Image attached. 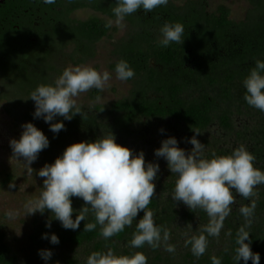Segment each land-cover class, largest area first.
<instances>
[{"label": "clouds", "instance_id": "1", "mask_svg": "<svg viewBox=\"0 0 264 264\" xmlns=\"http://www.w3.org/2000/svg\"><path fill=\"white\" fill-rule=\"evenodd\" d=\"M43 2L50 5L55 0ZM167 4L168 0H117L116 6L112 8L114 23L123 27L125 17L138 10L149 13ZM112 24L113 21L109 20L105 27H111ZM160 33L159 44L163 47L171 42H184V27L179 22L165 23ZM115 73L121 81L135 76L134 70L123 59L116 63ZM110 79L108 71L100 72L90 65L64 68L52 84H40L31 92L28 99L35 102L34 118L42 117L50 124L52 132H60L65 126L63 122L51 123L54 117L61 116L70 121L76 114H81L83 119L77 98L91 89L103 91ZM243 85L247 104L264 112V61L256 60ZM22 128L19 140H10V147L15 157H23L27 162V171L31 174L33 169L29 165L49 146V140L30 122L23 124ZM189 142L193 148L188 154L177 146L175 137L163 140L161 147L155 150V156L163 157L171 173L177 177L172 199L183 202L193 212L201 209L208 216V222L197 229L198 234L189 236L187 232L184 233L187 237L185 247L191 245V252L197 258L205 254L208 237L219 238L224 221L231 213V206L236 203L233 195L235 190L236 194L251 200V203L239 208L245 223L236 233L235 243L238 247L235 248L233 260H243L245 264L251 260L252 264H259L260 255L252 251L247 230L253 222L255 198L259 195L256 188L264 185V171L254 166L256 157L241 144L229 155L213 152L211 158H206L204 144L195 136ZM158 172L159 164L146 162L143 151L134 155L130 148L118 144L112 133L101 136L95 142L73 143L54 163L45 164L38 171V175L44 178L43 188L38 197L25 204L26 214H43L47 209L65 229L75 230L91 213L95 222L85 223L84 231L91 232L99 225L100 235L107 240L122 233L126 227H131L138 213L143 211L144 215L136 224L129 247L139 249L148 245L155 250L163 245L165 251L174 253L175 245L168 243L170 231L156 225L155 214L148 207L156 194L153 181L157 179ZM72 197L82 198L85 202L75 220L72 218L75 211ZM8 215L11 217L13 214ZM46 226L51 227L50 221ZM187 227L192 228L190 224ZM226 235H231V231ZM43 238L47 239L48 235L45 234ZM50 242L58 244L59 238L52 234ZM39 255L47 261L52 252L41 250ZM211 261L212 264H221V259L215 255ZM86 264H148V258L141 251L132 255H117L108 249L106 252H92Z\"/></svg>", "mask_w": 264, "mask_h": 264}, {"label": "flooded vegetation", "instance_id": "2", "mask_svg": "<svg viewBox=\"0 0 264 264\" xmlns=\"http://www.w3.org/2000/svg\"><path fill=\"white\" fill-rule=\"evenodd\" d=\"M116 2L117 0H55L54 4L49 5L43 0H0V90L9 91L12 98L17 99L22 93H27L29 98L35 90V78L53 83L64 68L85 65L95 59L99 43L105 38L114 39L113 36L121 32L120 37L112 42L111 68L115 70L116 63L123 59L130 67H141V70L129 79L132 86L127 95L119 99L133 94L136 80H148L146 73L150 69H156L166 79L189 82L191 88L182 91L181 96L197 97L211 88L206 86L202 89L199 86L197 68L234 67L235 33L243 37L240 51L245 48L243 27L240 24H244L248 12L242 21L237 22L231 17V10L227 5H216L213 0H168L166 6H160L152 12L145 13L140 9L125 17L121 29L114 23L112 8L116 6ZM222 8L227 12H223ZM225 15L231 21L229 25L216 21ZM109 20L113 21L112 26L105 27ZM176 22L184 27L183 44L171 42L167 47L161 46V27L165 23ZM10 77L22 79L23 84L19 86V80L16 79L15 84L8 89L7 81ZM30 78L32 79L29 80ZM211 92L214 94V91ZM147 96L154 98L157 92L151 90ZM0 100L6 101L7 111L10 103L8 97ZM79 105L83 119L90 116L87 108ZM25 108H32L28 101ZM100 108L97 106L90 111L95 110L98 115L103 111ZM156 120L173 121L175 124H168L169 132L183 123L188 134L197 135L196 130L175 117H145L131 125L128 132L136 125L150 124ZM149 124L147 127L150 129ZM213 124L218 123L214 122L210 126ZM167 131L156 129L155 133H151L152 149L161 146L162 141L170 137V134H165ZM146 148L147 145L142 150ZM176 179V175L166 168L157 173L154 181L160 185L156 183L155 186H158L160 192L169 191L174 189ZM181 205V210L187 208L184 203ZM180 224L183 225L181 218L177 219L176 226Z\"/></svg>", "mask_w": 264, "mask_h": 264}, {"label": "trees", "instance_id": "3", "mask_svg": "<svg viewBox=\"0 0 264 264\" xmlns=\"http://www.w3.org/2000/svg\"><path fill=\"white\" fill-rule=\"evenodd\" d=\"M250 1L251 7L248 10V17L244 24H240L243 27L246 44L244 50L234 56V67L197 68L199 86L202 89L206 86L211 88L204 91L201 96L182 97L181 92L191 88L189 82L166 79L156 69H150L146 73L148 80H136L137 85L133 89V94L119 99L110 106V111L114 114V125L119 127L123 133H126L130 130L131 125L145 117H175L185 121L190 128L196 130L199 134L205 132L214 122H217L224 132H235V115L245 113V109L254 108L248 105L244 99L246 89L243 81L255 66L256 60L264 61V0ZM222 10L227 12L225 8H222ZM216 21L218 23L223 22L225 25L231 23L226 15L222 19L217 18ZM131 68L134 70L135 75L141 70V67ZM16 79L19 80V86L23 84L22 79L10 77L7 81L8 83L6 82L8 89L15 84L14 80ZM40 84L52 83L35 78V89ZM151 90L157 92L156 97L149 98L147 96ZM211 91H214V94ZM240 92H242V96L239 95ZM95 93L97 94V92ZM26 95L27 93H22L16 99L12 98L9 91L0 90V98L8 97L10 101L7 111L11 115L20 120L28 118L42 121V117L34 118L35 102L28 99ZM26 101L31 105V109L27 110L25 108ZM100 107L101 110L106 109L105 106ZM259 112L262 113L260 110ZM79 116V114H76L70 121L77 123ZM259 116L262 117L261 123L258 124L261 127V131L251 134L253 145L247 150L256 157L254 165L259 164L258 169L264 171V115ZM60 118L63 117L56 116V119L54 117L51 123L58 122ZM94 120L91 117H87V122L90 121L92 123ZM45 126L41 124L40 129L48 138L49 146L43 151L48 158L49 164H52L58 158L56 156L58 152V149L56 150L57 144H61L60 142H62L66 134L65 129L54 133L50 130V127L46 128ZM93 126L92 131H98L100 123L95 121ZM213 152L217 155L231 154L228 149L214 147L206 151L207 155L205 156L211 158ZM173 191L174 189H170L169 191L164 190L155 194L148 206L155 214L156 225L167 228L170 231L171 237L168 241L170 244L175 243L176 239L180 238V228L187 227L189 224L192 225L198 220L202 224L208 222L207 214L201 209H197L195 212L188 207L181 210L180 206H182L183 202H177L172 199L171 194ZM256 191L259 195L258 198H255L256 208L253 222L247 230L250 233V247L254 253H259V264H264V185L257 186ZM71 200L72 207L75 210L72 218L75 220L79 210L85 206V202L82 198L77 197H72ZM250 203L251 200H246L240 196L239 201L231 206V213L224 221V227L219 238L208 237L207 250L199 258L192 254L191 245L186 247L184 251L178 252V254L165 251L163 245L155 250L148 245L139 249L129 247V242L136 230V224L144 215L143 211L138 213L131 227H126L122 233L106 240L100 235L99 225L91 232L84 231L85 223L95 222V218L91 213H89L85 221H81L78 229L72 230L65 229L61 222L56 220L52 213L46 209L36 222L33 240L40 250H50L52 252L50 259L43 264H86L87 257L92 252H106L108 249H112L117 255H132L136 251H141L147 256L148 264H212L211 257L213 255L221 259V264H245L243 260L234 261L233 256L235 255V248L238 247L235 243L236 233L239 227L245 223L239 208L250 205ZM179 218H181L183 225L176 226V221ZM49 221L51 227L46 226ZM229 230L231 235H226ZM45 234L48 235L47 239L43 238ZM52 234L59 238L58 244L50 242ZM0 264H20L16 254L5 241V233L1 226ZM247 264H252V261L249 260Z\"/></svg>", "mask_w": 264, "mask_h": 264}, {"label": "rangeland", "instance_id": "4", "mask_svg": "<svg viewBox=\"0 0 264 264\" xmlns=\"http://www.w3.org/2000/svg\"><path fill=\"white\" fill-rule=\"evenodd\" d=\"M213 2L216 5H227L231 10V17L237 22L244 19L251 7L250 0H213ZM119 34H121V32L115 34V36H113L114 39L120 37ZM233 38L234 53L236 54L241 50L243 37L235 33ZM114 39H103L102 42L99 43L97 57L85 64L94 67L100 72L108 71L111 74V79L108 84L103 91L91 89L86 93L80 94L77 98V103L84 105L89 111L90 116L88 117L95 120L92 123L90 121L87 122L85 119L87 116L84 117V119L79 118L77 123L65 120L64 118L57 119L58 122H63L66 134L62 142H60L61 144H57V157L62 156L66 147L73 143L95 142L101 136L112 133L116 142L130 148L134 155L143 151L146 162L159 164V172L161 173L166 170L168 166L167 161L163 157L155 156V150L161 146L154 147L153 149L151 146V133L156 129H167L168 131L165 134H170V137H175L178 142L177 146L184 149L186 154L190 153L193 148V145L189 142L193 136L205 145L204 155H207L206 151L214 147L228 149L230 153L241 144L247 149L252 147L253 141L251 140V134L261 131V127L258 124L261 123L262 117L259 115H264V112L260 113L256 108L245 109V113L235 115V132H224L218 124H213L203 133H197V135L188 134L186 132V125L183 123L179 124L176 130H170L169 132L168 124H175L173 121L169 120H156L151 121L150 124L145 123V125H136L127 133H123L120 129L116 128L114 125V115L109 110V107L117 99L127 95L132 86V82L129 80L121 81L117 79L115 70L110 66L113 60L111 53ZM95 92H97V94ZM239 95L242 96V92H240ZM5 106L6 101L0 100V226L5 233V241L16 254L20 264H43L45 260L39 256L41 250L35 245L33 240L35 225L41 213L26 214L25 204L30 199L38 197L42 191L44 178L38 175V171L45 164H49V161L44 151H41L38 158L29 165V167L33 169V172L29 174L27 171V162L23 157L14 156L12 148L10 147V140H19L23 132L22 125L25 123L30 122L39 130H41V124L46 125V128L50 127V124H47L43 118L42 121L28 118L20 120L9 114ZM97 106H105L106 109L101 111L98 115L95 110L90 111ZM95 121L100 123L98 131H92ZM147 124H149L148 126H150V129L147 127ZM257 126H259L258 129H256ZM146 145V150H142ZM254 166L258 168L259 164ZM153 182L154 184L158 183V185H160L157 181ZM10 185L13 186L10 187ZM159 192L158 186H156L155 193ZM233 195L236 197V202H238L240 196L235 193V190H233ZM8 213H12L13 215L9 217ZM200 225L203 224L198 220L192 223L191 229L188 227L179 229L181 236L176 239L175 243H172L175 245V252L177 254L186 249L185 240L187 237H185L184 233L187 232L189 236L197 234V228H199Z\"/></svg>", "mask_w": 264, "mask_h": 264}]
</instances>
